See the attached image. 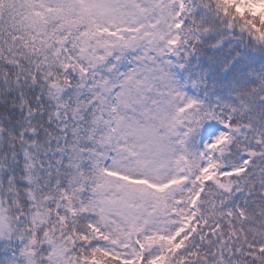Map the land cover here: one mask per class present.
Returning <instances> with one entry per match:
<instances>
[{"label": "snow or ice", "instance_id": "1", "mask_svg": "<svg viewBox=\"0 0 264 264\" xmlns=\"http://www.w3.org/2000/svg\"><path fill=\"white\" fill-rule=\"evenodd\" d=\"M0 264H264V0H0Z\"/></svg>", "mask_w": 264, "mask_h": 264}, {"label": "rangeland", "instance_id": "2", "mask_svg": "<svg viewBox=\"0 0 264 264\" xmlns=\"http://www.w3.org/2000/svg\"><path fill=\"white\" fill-rule=\"evenodd\" d=\"M241 51H244L243 46H241ZM250 51H252L253 55L260 56V53L256 52L255 50L250 49ZM237 55H239V54H237ZM204 56H206V54L203 50H198L197 52L193 53V55L191 57H189V59L187 61L186 69L181 70L183 72V75H184L183 83L186 85L185 90L189 91L190 95L195 93L196 95H199L201 97H208L205 94L206 78H204L202 75V73H204V72H203L202 65H201V61L204 60V58H203ZM260 67H261V65L259 63H257L256 68H260ZM222 74H223V72H221V75ZM193 79H200L202 81L198 88H192L191 81ZM209 79L213 82V84H215V85L217 84L216 83L217 78H215V77L210 78L209 77ZM217 85H218L217 87L222 86L221 84H217ZM217 90L218 89H215V92ZM216 99H218V97L216 95L211 98V100H216Z\"/></svg>", "mask_w": 264, "mask_h": 264}, {"label": "trees", "instance_id": "3", "mask_svg": "<svg viewBox=\"0 0 264 264\" xmlns=\"http://www.w3.org/2000/svg\"><path fill=\"white\" fill-rule=\"evenodd\" d=\"M203 58H204L205 61H208V60L211 59V57L208 56V55L204 56ZM202 69H203V72H204V73H202V75H203L204 78H206V90H205V94L208 97L210 96L212 98L213 96H215V95H213V93L215 92V89H219L220 91H223L227 87V83L221 84L222 86L217 87L218 85L217 84L216 85L213 84V82L209 79V70L207 68H202Z\"/></svg>", "mask_w": 264, "mask_h": 264}]
</instances>
